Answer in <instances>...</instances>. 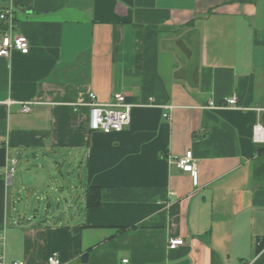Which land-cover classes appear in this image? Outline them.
Segmentation results:
<instances>
[{"label": "crops", "instance_id": "0c3cea01", "mask_svg": "<svg viewBox=\"0 0 264 264\" xmlns=\"http://www.w3.org/2000/svg\"><path fill=\"white\" fill-rule=\"evenodd\" d=\"M10 3L30 50L0 56L6 263L264 264V0H0V14ZM91 92L125 94L131 123L90 130ZM187 150L196 175L172 160Z\"/></svg>", "mask_w": 264, "mask_h": 264}, {"label": "built area", "instance_id": "2783aa9c", "mask_svg": "<svg viewBox=\"0 0 264 264\" xmlns=\"http://www.w3.org/2000/svg\"><path fill=\"white\" fill-rule=\"evenodd\" d=\"M12 1V0H9ZM5 8L1 14V20L7 22L9 31L6 32L0 40V56H8L12 49L20 50L27 54L30 50V44L27 37L23 35H14L10 31L16 26L17 19L13 4ZM237 96L226 98L225 104L216 105L213 100H209L208 107L214 109L234 107L237 103ZM34 102H22L21 111L30 113L33 109ZM89 107L88 128L93 131H101L106 134L120 132L132 121L133 104L128 102L126 95L117 93L112 101L104 103L98 100L94 92L89 94L86 103H81ZM80 104V105H81ZM165 116H168L166 113ZM253 139L257 143L264 142V127L256 124L253 129ZM179 169L183 172H190L196 175L198 171V160L194 157L192 150H187L185 154L172 159ZM185 240L182 237H170L168 240V249L175 250L184 245ZM264 248V247H263ZM128 260L125 259L124 262ZM48 264H65L59 252H51L47 257ZM0 264H7L4 256H0ZM12 264H24L22 261H14Z\"/></svg>", "mask_w": 264, "mask_h": 264}, {"label": "trees", "instance_id": "16d2710c", "mask_svg": "<svg viewBox=\"0 0 264 264\" xmlns=\"http://www.w3.org/2000/svg\"><path fill=\"white\" fill-rule=\"evenodd\" d=\"M86 204L88 207H96L101 202V190L97 186H89L86 191Z\"/></svg>", "mask_w": 264, "mask_h": 264}, {"label": "rangeland", "instance_id": "374dc122", "mask_svg": "<svg viewBox=\"0 0 264 264\" xmlns=\"http://www.w3.org/2000/svg\"><path fill=\"white\" fill-rule=\"evenodd\" d=\"M46 191H47V193H48L47 196L49 197V200L51 201L53 196H52V192H51L48 188H45V190H44V191H43L38 197L35 198V199H36L35 201H37V200L40 198V196H44ZM79 191H80V190H79ZM81 194H82V191L77 193V191L73 190V196H74V198H73V199H74V200H73L74 202H73V203H75L76 199H77ZM54 198H55V196H54ZM56 199H57V198H56ZM59 199H60V198H59ZM46 201H47V199L45 198L44 201H41V202H40V204L43 203V204H44V207H45V203H46ZM54 201H55V200H54ZM67 209L70 210V212H69L70 214L74 213V211H75L74 209H69V208H67Z\"/></svg>", "mask_w": 264, "mask_h": 264}, {"label": "water", "instance_id": "95a60500", "mask_svg": "<svg viewBox=\"0 0 264 264\" xmlns=\"http://www.w3.org/2000/svg\"><path fill=\"white\" fill-rule=\"evenodd\" d=\"M58 222V218H56V220H55V223H57Z\"/></svg>", "mask_w": 264, "mask_h": 264}]
</instances>
